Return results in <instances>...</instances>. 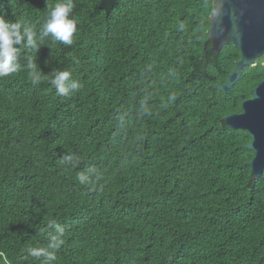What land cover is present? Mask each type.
Instances as JSON below:
<instances>
[{"label": "trees", "instance_id": "obj_1", "mask_svg": "<svg viewBox=\"0 0 264 264\" xmlns=\"http://www.w3.org/2000/svg\"><path fill=\"white\" fill-rule=\"evenodd\" d=\"M117 1L73 0L64 45L41 30L57 0H0L41 45H16L20 68L0 77V264H264V171L251 179L249 132L225 120L262 61L215 89L241 58L213 49L215 0Z\"/></svg>", "mask_w": 264, "mask_h": 264}, {"label": "water", "instance_id": "obj_2", "mask_svg": "<svg viewBox=\"0 0 264 264\" xmlns=\"http://www.w3.org/2000/svg\"><path fill=\"white\" fill-rule=\"evenodd\" d=\"M117 0H101L100 7L110 14ZM216 7L210 16L208 29L213 49L220 51L227 43H233L241 51L234 69L226 82L215 89L231 92L245 69L256 66L264 55V0H215ZM260 73L264 76V61ZM242 111L225 116L234 129H246L251 141L243 147L252 149L254 157L248 161L251 179H258L264 171V78L251 90V96L242 94Z\"/></svg>", "mask_w": 264, "mask_h": 264}, {"label": "clouds", "instance_id": "obj_3", "mask_svg": "<svg viewBox=\"0 0 264 264\" xmlns=\"http://www.w3.org/2000/svg\"><path fill=\"white\" fill-rule=\"evenodd\" d=\"M73 8V0H57L51 7L46 21L42 24L43 35H50L54 41L64 45H72L73 36L77 31V21L72 16ZM34 37L35 32L32 26L18 21L11 22L5 16L0 15V77L9 76L19 70V49L15 47L16 45L23 44L29 52H38L41 45H38ZM27 60L29 76L32 83L36 84L39 82L40 76L34 72L36 64L32 55H28ZM70 78L69 71H56L50 83L59 95L67 96L71 88L77 87L75 83L69 82ZM78 179L81 183L84 182L83 176H79ZM54 225H56V221L50 220L48 226ZM61 243L60 238L53 237V242L48 245V249H58ZM48 249H32L31 254L35 257L45 256L49 261L55 260L54 252Z\"/></svg>", "mask_w": 264, "mask_h": 264}, {"label": "rangeland", "instance_id": "obj_4", "mask_svg": "<svg viewBox=\"0 0 264 264\" xmlns=\"http://www.w3.org/2000/svg\"><path fill=\"white\" fill-rule=\"evenodd\" d=\"M259 60H261L263 62L264 61V55L257 60V63H258Z\"/></svg>", "mask_w": 264, "mask_h": 264}]
</instances>
